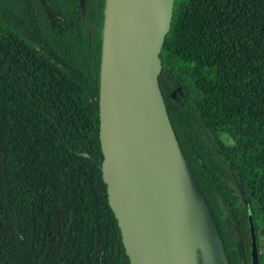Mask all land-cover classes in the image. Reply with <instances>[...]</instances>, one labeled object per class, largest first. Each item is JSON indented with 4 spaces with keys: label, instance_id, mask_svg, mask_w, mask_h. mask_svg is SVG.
I'll list each match as a JSON object with an SVG mask.
<instances>
[{
    "label": "trees",
    "instance_id": "obj_1",
    "mask_svg": "<svg viewBox=\"0 0 264 264\" xmlns=\"http://www.w3.org/2000/svg\"><path fill=\"white\" fill-rule=\"evenodd\" d=\"M107 1L0 0V264H130L99 138ZM159 60L196 264H251L252 234L264 264V0H174Z\"/></svg>",
    "mask_w": 264,
    "mask_h": 264
},
{
    "label": "water",
    "instance_id": "obj_2",
    "mask_svg": "<svg viewBox=\"0 0 264 264\" xmlns=\"http://www.w3.org/2000/svg\"><path fill=\"white\" fill-rule=\"evenodd\" d=\"M173 4L108 0L104 12L98 99L102 171L130 264H180L166 213L169 129L159 86V53ZM250 257L251 264H259L255 234Z\"/></svg>",
    "mask_w": 264,
    "mask_h": 264
},
{
    "label": "rangeland",
    "instance_id": "obj_3",
    "mask_svg": "<svg viewBox=\"0 0 264 264\" xmlns=\"http://www.w3.org/2000/svg\"><path fill=\"white\" fill-rule=\"evenodd\" d=\"M166 167L168 186L166 191L168 225L175 236L177 258L180 264H196L195 236L198 233L194 201L182 165L174 148L171 134L165 128ZM227 143H231L228 141ZM240 197V193L237 191ZM261 228V222L257 223Z\"/></svg>",
    "mask_w": 264,
    "mask_h": 264
},
{
    "label": "flooded vegetation",
    "instance_id": "obj_4",
    "mask_svg": "<svg viewBox=\"0 0 264 264\" xmlns=\"http://www.w3.org/2000/svg\"><path fill=\"white\" fill-rule=\"evenodd\" d=\"M250 245H251V238H250ZM251 255V254H250ZM251 258V257H250Z\"/></svg>",
    "mask_w": 264,
    "mask_h": 264
}]
</instances>
